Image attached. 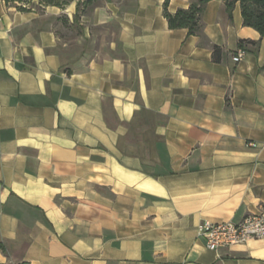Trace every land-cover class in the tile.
<instances>
[{
	"label": "crops",
	"instance_id": "1",
	"mask_svg": "<svg viewBox=\"0 0 264 264\" xmlns=\"http://www.w3.org/2000/svg\"><path fill=\"white\" fill-rule=\"evenodd\" d=\"M56 1L0 0V264H264V238L197 236L264 211V38L239 3L188 36L165 0Z\"/></svg>",
	"mask_w": 264,
	"mask_h": 264
},
{
	"label": "trees",
	"instance_id": "2",
	"mask_svg": "<svg viewBox=\"0 0 264 264\" xmlns=\"http://www.w3.org/2000/svg\"><path fill=\"white\" fill-rule=\"evenodd\" d=\"M12 2L13 0H5ZM45 6H60L56 0H37ZM92 0L85 4H90ZM168 1L163 4V16L167 21L168 27L172 30L185 29L188 36H198L202 28V14L205 5L211 0H197L190 4L187 9H179L174 14L167 11ZM236 3H239L242 24L255 30L262 38H264V0H225L227 12L231 14ZM246 45H252L251 42L239 41L238 47L244 48ZM218 49H214V56Z\"/></svg>",
	"mask_w": 264,
	"mask_h": 264
},
{
	"label": "built area",
	"instance_id": "3",
	"mask_svg": "<svg viewBox=\"0 0 264 264\" xmlns=\"http://www.w3.org/2000/svg\"><path fill=\"white\" fill-rule=\"evenodd\" d=\"M243 57L244 51L238 49L232 56V61L237 63ZM197 236L203 241L205 248L211 251L262 239L264 238V211L248 215L238 223L203 222L197 227Z\"/></svg>",
	"mask_w": 264,
	"mask_h": 264
}]
</instances>
